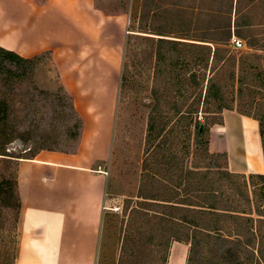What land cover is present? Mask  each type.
Segmentation results:
<instances>
[{"label": "rangeland", "instance_id": "rangeland-1", "mask_svg": "<svg viewBox=\"0 0 264 264\" xmlns=\"http://www.w3.org/2000/svg\"><path fill=\"white\" fill-rule=\"evenodd\" d=\"M97 7L105 15H126L124 70L119 80L106 164L102 166L108 173V188L99 262L119 264L128 222L126 202L131 200L129 207H137L142 201L137 198L142 177L146 172H156L146 164L144 149L153 107L152 89L157 78L159 88L167 89L166 98L170 102L162 109L165 123L169 122L164 132L173 141L176 154L185 167L204 163L203 147L197 139L198 129H189L186 122L177 125L174 118L177 110L186 112L194 98L200 95L202 88L195 89L189 80L193 74L200 80L203 92L207 78H218L224 85L228 102L264 118V0H97ZM153 16H156L155 21ZM166 25L170 33L165 38L176 45L167 46L160 55L157 51L160 37L152 34L150 28ZM229 33L231 41L224 47L229 50L228 61L217 62L213 70L205 69L207 49L222 48L209 42H218ZM235 39L243 43L241 49L234 48ZM230 56L235 58L236 66L229 62ZM232 72L237 76L235 82L229 81ZM166 78L168 80L163 81ZM240 78L244 80V87L239 96ZM0 98L7 99L11 107L8 120L0 128V153L8 156L0 155V178L18 179L19 161L31 159L42 151H77L80 137L74 134L80 117L71 107L72 99L61 87L50 54L37 57L32 72L24 80L5 83L0 79ZM205 110L202 107L193 117L203 126L220 118L214 113V105ZM225 112H233L240 123L251 124L261 143L258 121L236 110H225L223 114ZM234 121L229 119L230 124ZM227 126H211L209 137L212 131L213 137L224 134L226 150L237 163L230 149L229 130L237 131L238 126L230 129ZM211 149L216 150L214 143ZM219 165L229 169L225 159L220 160ZM157 170L160 173L163 168ZM252 182L248 180L251 197L253 199V192L258 191L261 201L264 186L256 180L255 186ZM252 216L257 219L255 214ZM18 227L16 214L4 212L0 264L15 263ZM145 239L148 240L146 236ZM202 242L197 248L190 247L189 264H264V235L240 238L223 234ZM159 247L148 246L136 252L129 264H166L165 252Z\"/></svg>", "mask_w": 264, "mask_h": 264}, {"label": "crops", "instance_id": "crops-1", "mask_svg": "<svg viewBox=\"0 0 264 264\" xmlns=\"http://www.w3.org/2000/svg\"><path fill=\"white\" fill-rule=\"evenodd\" d=\"M125 24L126 15H105L97 0H0V47L25 59L50 54L61 87L82 121L76 152L42 151L19 161L23 206L14 264L100 262L108 188L102 166L124 70ZM237 119L225 112L223 125L216 126L254 129ZM226 148L225 137H213L212 131L209 151L227 155L229 171L264 175L257 139L256 153L248 157L245 149L238 151L237 163ZM190 247L173 242L166 264L174 259V264H189Z\"/></svg>", "mask_w": 264, "mask_h": 264}, {"label": "trees", "instance_id": "trees-1", "mask_svg": "<svg viewBox=\"0 0 264 264\" xmlns=\"http://www.w3.org/2000/svg\"><path fill=\"white\" fill-rule=\"evenodd\" d=\"M155 17H152L154 21ZM146 20L149 18L146 17ZM142 27L143 30H147L145 26ZM150 31L160 37L157 41L158 54L161 55V51L167 46L176 45L175 42L165 38L170 33L167 25L151 27ZM217 41L209 43H216L222 48H217L214 51L210 47L207 49L208 55L204 58L205 69L209 67L213 70L217 62L228 61L226 57L229 50L224 47H227L231 41V33L226 38ZM35 59L22 58L14 52L0 47V79L5 83H11L15 79L24 80L32 72ZM229 62H232V66H236L235 58L230 56ZM236 77L235 72H232L229 81L235 82ZM157 80L152 89L153 107L148 118L144 149L146 164L150 168L154 167L156 172H146L142 177L137 196L142 201L137 204V207H129L131 200L126 202L128 222L122 240L119 264H129L136 252L153 245L160 246L159 248L164 250L167 262L173 242L189 244L193 249L200 246L202 241H212L218 235L223 234L228 237L240 238L263 236L264 196L259 201L260 193L255 191L252 199L248 190V180L253 181L252 184L256 180L263 187L264 175L247 177L232 173L227 167H220L219 161L227 160V155L210 153L209 134L211 126L223 125L225 110H236L240 115L258 121L264 156V118L253 114L250 110L245 111L237 108L234 103L228 102L224 85L218 78H207L208 84L203 92L200 80L193 74L189 80L192 81L195 89L202 88L200 95L194 98L186 112L177 110L174 118L177 119V125L179 123L183 125L186 122L189 129L192 127L198 129L197 139L203 147L202 162L204 163L185 167L176 154L177 150H175L173 141L169 140L164 132L169 122L165 123L166 119H164L162 109L165 106L168 107L167 103L170 102H167L166 98L167 89L159 88ZM167 80L168 78L163 79V81ZM238 84L240 96L244 87L243 78L239 79ZM212 105L215 106L214 113L220 118L207 126H203L197 118H193L202 107L207 110ZM71 107L77 115L73 103ZM10 111L11 107L7 99L0 98V128L8 120ZM75 128L74 135L79 138L82 131L80 118ZM201 128H203L202 131H200ZM0 155L8 157L1 153ZM201 165L205 166L201 167ZM156 168H163V171L159 173ZM238 180L243 183H239ZM18 188L17 178H0V229L6 211L15 213L16 222L18 225L20 223L23 203ZM240 204L241 206L238 207ZM253 214L257 216V219L253 218ZM145 236L148 240L145 239ZM128 247L131 248L130 251ZM191 252L192 250H190V254ZM129 255L130 258H128Z\"/></svg>", "mask_w": 264, "mask_h": 264}, {"label": "bare ground", "instance_id": "bare-ground-1", "mask_svg": "<svg viewBox=\"0 0 264 264\" xmlns=\"http://www.w3.org/2000/svg\"><path fill=\"white\" fill-rule=\"evenodd\" d=\"M237 126H236L238 129L237 131H233V129L232 130L230 129L231 131V139H230L231 151L235 157H239L237 152L239 151L240 153L241 151L245 149L247 156L252 157L254 153H256V150H255L256 132H254V129H251V128H243L239 125ZM223 136L225 137L224 134ZM172 262H173L172 264H174L175 259Z\"/></svg>", "mask_w": 264, "mask_h": 264}, {"label": "built area", "instance_id": "built-area-1", "mask_svg": "<svg viewBox=\"0 0 264 264\" xmlns=\"http://www.w3.org/2000/svg\"><path fill=\"white\" fill-rule=\"evenodd\" d=\"M233 45L235 49H241L243 47V43L240 40H234Z\"/></svg>", "mask_w": 264, "mask_h": 264}, {"label": "water", "instance_id": "water-1", "mask_svg": "<svg viewBox=\"0 0 264 264\" xmlns=\"http://www.w3.org/2000/svg\"><path fill=\"white\" fill-rule=\"evenodd\" d=\"M202 130H203V128L200 129V131H202Z\"/></svg>", "mask_w": 264, "mask_h": 264}]
</instances>
